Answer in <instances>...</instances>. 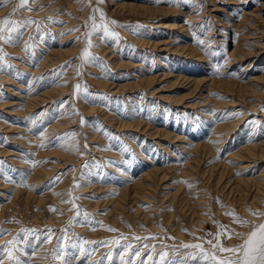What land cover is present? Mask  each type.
<instances>
[{"label": "rangeland", "instance_id": "obj_1", "mask_svg": "<svg viewBox=\"0 0 264 264\" xmlns=\"http://www.w3.org/2000/svg\"><path fill=\"white\" fill-rule=\"evenodd\" d=\"M68 1L0 0V264H264V192L235 182L264 160L243 170L229 158L264 140V93L241 87L264 74V54L238 60L262 35L264 0ZM123 1L134 5L112 4ZM158 5L175 11L143 17ZM247 17L244 36L235 26ZM165 40L188 50L155 49ZM60 46L69 52L50 56ZM173 57L185 72L166 78ZM199 122L198 142L212 146L218 126L229 135L185 176L175 167ZM154 167L168 175L136 196Z\"/></svg>", "mask_w": 264, "mask_h": 264}, {"label": "bare ground", "instance_id": "obj_2", "mask_svg": "<svg viewBox=\"0 0 264 264\" xmlns=\"http://www.w3.org/2000/svg\"><path fill=\"white\" fill-rule=\"evenodd\" d=\"M58 1V0H57ZM66 1H68V0H66ZM70 1V0H69ZM68 1V2H69ZM74 1V0H73ZM87 2H88V0H86ZM90 1V0H89ZM111 1H113V0H111ZM255 1V0H254ZM60 2V1H59ZM62 2H65V1H62ZM61 2V3H62ZM76 2H78V0H76ZM75 1H74V3H76ZM84 2V1H83ZM57 3V2H56ZM74 3H72V2H69V4L70 5H72V4H74ZM59 4V3H58ZM78 4V3H77ZM87 4V3H86ZM112 4H114V6L116 5V9L118 10V9H125L126 10V8H128V7H130V6H132V5H134L133 4V2L132 3H128L127 1H123V2H112ZM138 4V3H137ZM48 5V4H47ZM139 5V4H138ZM145 5V4H144ZM262 5V4H261ZM60 6V5H59ZM58 6V7H59ZM76 6V5H75ZM74 6V7H75ZM65 7V6H64ZM70 7V6H69ZM73 6H72V8H74ZM153 7H155V9L153 10V9H143V11H144V14H143V17L145 18V19H155V17H156V15L159 13V14H170L171 15V13L172 12H174L175 10H173V9H171V7L169 6V7H167V5H162V6H153ZM174 7V6H173ZM61 8V7H60ZM62 8H63V5H62ZM67 8V7H66ZM71 8V7H70ZM144 8H146V7H144ZM68 9V8H67ZM75 9V8H74ZM131 9H132V7H131ZM138 9H139V7H138ZM65 10V9H64ZM71 10V9H70ZM124 10V11H125ZM140 10V9H139ZM69 11V10H68ZM71 11H73V9L71 10ZM122 11V10H121ZM120 11V12H121ZM129 11H130V8H129ZM132 11H134V13H135V9L134 10H132ZM138 11V10H137ZM181 11V10H180ZM64 12V11H63ZM70 12V11H69ZM57 13H59V12H57ZM65 13V12H64ZM75 13V12H74ZM84 13V12H83ZM128 13V12H127ZM132 13V12H131ZM130 13V14H131ZM136 13H138V12H136ZM136 13H135V15H136ZM143 12L141 11V14H142ZM178 13V12H177ZM181 13V12H180ZM68 14H70V13H68ZM67 14V12H66V14H65V16L66 15H68ZM129 14V13H128ZM140 14V13H139ZM159 14H158V16H159ZM244 14V13H243ZM248 14H250V13H248ZM71 15V14H70ZM73 15V14H72ZM173 15V14H172ZM174 15H176V14H174ZM181 15V14H180ZM64 16V15H63ZM133 16V15H132ZM165 16V15H164ZM169 16V15H168ZM248 16V15H247ZM250 16H253V15H250ZM249 16V17H250ZM69 17V16H68ZM142 17V16H141ZM67 18V17H66ZM66 18H65V20H66ZM185 18V17H184ZM71 19V18H70ZM73 19V18H72ZM76 19L77 18H75V21H76ZM248 17L247 18H244V19H241L240 20V23L239 24H237L236 26H235V30L237 31H239L240 33H244L243 35L245 36L246 34H247V32H245V28H246V25H245V23L248 21ZM68 21H69V18L67 19ZM74 20V19H73ZM159 20V19H158ZM71 21L72 20H70L69 22H65V24H67V25H64L65 27H60L59 29H56V30H58V33L59 32H63L64 34H66V32H64V31H66L67 30V28H69V26H70V23H71ZM74 23V22H73ZM167 23H165V25H166ZM174 25V24H173ZM179 25V24H178ZM164 26V25H163ZM168 26V25H167ZM167 26H165V28L167 27ZM171 26V25H170ZM173 29L174 27L172 26V27H170V29ZM176 28H177V26H176ZM183 28H185V25L184 26H182V29ZM66 29V30H65ZM261 31V30H260ZM256 32H258V31H256ZM68 34V33H67ZM256 34H258V33H256ZM261 37H260V39H257V41L256 42H251V43H254V45H255V47H253V50H248V49H244V50H242L244 53H242V55L240 54V56H239V58H238V60H240V62H242L245 58H252V56L253 57H255V58H257L256 59V61L258 60V58H260L263 54H264V44L262 43V42H260V40L261 41H263V39H264V30H263V32H261ZM171 36V35H170ZM174 36V35H173ZM241 37V36H240ZM72 38V36H68L67 38H66V40H69V39H71ZM258 38V37H257ZM65 41V40H64ZM77 41V40H76ZM250 44V41L248 42V41H245L244 42V45L246 46V44ZM79 44V43H78ZM168 44H169V42L168 41H163L162 43H160L159 41L157 42V43H154V47H155V49L157 48V49H159V48H161V46L162 45H166L165 46V49L164 48H161V50H164V51H172V50H174V51H172V53L173 52H175V53H180V54H185V48L187 49V47H185V45L183 46V47H179L178 45H174V47H173V49L172 50H170L169 48V46H168ZM62 45V44H61ZM239 46V45H238ZM169 47V48H168ZM51 49V48H50ZM192 49V48H191ZM242 49V48H241ZM252 49V48H251ZM188 50V49H187ZM246 50H248L247 52H245ZM109 51V50H108ZM111 51V50H110ZM241 51V52H242ZM67 52H69V49H66V48H64L63 46H60V48H58V49H51V51H50V56H52V57H55L56 59H57V57L58 56H63L65 53H67ZM112 52V51H111ZM238 52V51H237ZM236 52V53H237ZM232 56V55H231ZM236 56V55H235ZM169 57V56H168ZM185 57V56H184ZM60 58V57H59ZM201 58H203V57H201ZM199 59V60H201L202 61V59ZM181 59V58H180ZM180 59H176V57H173L172 59H168V60H171L170 61V63H171V65H170V67L168 66V65H166V64H164V63H160V66L161 67H165V68H169L168 69V73H167V77L165 76L166 75V73H165V77L166 78H169V77H172V76H174V74H172L174 71H175V69L176 68H179V72H181V70H183V73L185 72V63L182 61V60H180ZM53 60V59H52ZM48 61V60H47ZM174 61V63H172ZM246 61V60H245ZM254 61V60H253ZM255 61V62H256ZM54 62V61H53ZM169 62V61H168ZM120 64V63H119ZM232 64V63H231ZM41 66V65H40ZM251 66V64L249 65V66H246V69L244 68V71H247L248 70V68ZM35 67V66H34ZM200 68H202L201 66H199ZM36 68V67H35ZM37 69V68H36ZM31 70V67H26L24 70L26 71V72H29V71H33L34 73L35 72H37V70ZM190 69V68H189ZM42 70H43V68H42ZM41 70V71H42ZM191 71V70H190ZM193 71H195V70H193ZM31 73V72H30ZM37 73H39V72H37ZM182 73V72H181ZM157 75V74H156ZM155 75V76H156ZM178 75H180V74H178ZM154 76V75H153ZM159 76V75H158ZM157 76V77H158ZM148 77V76H147ZM164 77V78H165ZM181 77H183V76H181ZM150 78V77H149ZM156 78V77H155ZM155 78H153L154 80H155ZM163 78V77H162ZM184 78V77H183ZM200 78V77H199ZM199 78H197V80H195L194 81V83H195V87H197V86H199V85H202V86H204L205 85V80H204V78H202V79H199ZM245 78V77H244ZM252 78V80H250V81H246V83L244 84V83H242L241 84V87L242 88H244V89H246V92L245 93H252V95H257V94H259V95H261V94H263L264 93V74H262L261 76H258V77H251ZM145 79H146V77H145ZM142 80V79H141ZM159 80V79H158ZM242 80V79H241ZM146 81V80H145ZM151 81V80H150ZM219 81V80H218ZM30 82V81H29ZM149 82V81H148ZM208 82V81H207ZM213 82V81H212ZM152 83H153V81H152ZM213 83H216V82H213ZM224 83V82H223ZM263 83V84H262ZM30 84V83H29ZM105 84H107V83H105ZM104 84V85H105ZM130 84V83H129ZM211 84V83H210ZM219 84V83H218ZM231 84V83H230ZM149 85H150V83H149ZM148 85V86H149ZM256 85H261L263 88H258V87H255ZM106 87H107V85H105ZM209 86H211V85H209ZM218 86V85H217ZM220 86V85H219ZM233 86V85H232ZM21 87V86H20ZM23 87V86H22ZM211 87H213V85L211 86ZM229 87H230V85H229ZM24 88V87H23ZM62 88V87H61ZM105 88V87H104ZM137 88V87H136ZM150 88V87H149ZM194 88V87H193ZM58 88H53V86L51 87V89L49 88V90H46L45 92H43L40 96H38V97H35V98H28L29 99V101H28V103L30 102V101H33V100H35V101H37L36 99H41V100H45V98L47 97V96H49V95H52V93H54V92H56V90H57ZM209 89V88H208ZM8 90V89H7ZM207 90V89H206ZM237 90V89H236ZM210 91V90H209ZM230 91H232V89L230 90ZM241 91V90H240ZM239 93H242V92H239ZM56 94V93H55ZM23 95V94H22ZM154 95V94H153ZM239 95V94H238ZM251 95V96H252ZM258 95V96H259ZM25 96V95H24ZM46 96V97H45ZM240 96V95H239ZM238 96V97H239ZM243 96H244V94H243ZM261 96H263V95H261ZM23 97V96H22ZM28 97V96H27ZM26 97V98H27ZM30 97V96H29ZM32 97V96H31ZM34 97V96H33ZM246 97H248L247 95H246ZM245 97V98H246ZM25 98V99H26ZM241 98V97H240ZM244 98V99H245ZM209 99H210V96H208V97H206V99L204 100L205 102H207V101H209ZM238 101V100H237ZM242 101V100H241ZM19 102V101H18ZM39 103H40V101H39ZM218 103V102H217ZM11 104V103H10ZM197 104V103H196ZM34 105V104H33ZM218 105V104H217ZM216 105V106H217ZM231 106H232V104H230ZM234 105V104H233ZM179 106V105H178ZM215 106V107H216ZM252 106V105H251ZM229 107V106H228ZM218 108V107H217ZM29 109V108H28ZM178 110V109H177ZM10 112V111H9ZM19 113V112H18ZM230 113V112H229ZM11 114V113H10ZM27 114V113H26ZM179 114V113H178ZM200 114V113H199ZM17 115V114H16ZM20 115V114H19ZM176 120H178V119H176ZM189 120V119H188ZM200 123V122H199ZM191 124V123H190ZM194 124V123H193ZM237 124V123H236ZM240 124V123H239ZM238 124V125H239ZM130 125V124H129ZM233 125V124H232ZM124 126V125H123ZM139 126H141V125H139ZM192 126V125H191ZM190 126V127H191ZM229 126V124L228 125H225L224 127H221V126H218V128L216 129V130H214V131H211V141L213 142L212 144L213 145H215L214 143H216V144H220V143H222L221 142V140H223V139H226L227 137H228V135H229V133H226L225 132V134H222V133H219L218 131H220L221 132V130H223L224 129V131H225V128H227ZM206 127V126H205ZM9 128H11V126L9 127ZM230 129V131H234L235 129L234 128H232L231 126L229 127ZM193 129V128H192ZM195 129V128H194ZM10 130V129H9ZM147 130V129H146ZM191 130V129H190ZM204 130H205V128H204V125L202 124V123H200V125L198 126V128H197V130H195V131H193V132H191V131H189L188 130V132H189V134H192V135H190V138H186V149L185 150H187L186 152H188V153H190V155H188V156H191V158H190V160H188V162L186 163V165H184V166H176L175 167V169L176 168H179V171H181V173L182 174H185V176H187V175H191V173L192 174H194L193 172H195V171H197L196 169H197V167H198V164L197 163H199V160L201 159L200 158V154L201 153H204V152H206L208 149L210 150L211 148H212V146L210 145L211 143H209V142H198V137L200 136V134H202L203 132H204ZM216 131V132H215ZM191 132V133H190ZM210 133V132H209ZM169 134V133H168ZM204 134V133H203ZM167 135V134H166ZM192 136V137H191ZM197 137V139H195ZM175 138H178L179 140H180V138H182L181 136L179 137L178 135H176L175 136ZM174 138V139H175ZM215 138H217V139H215ZM218 140H220V141H218ZM175 141V140H174ZM216 146V145H215ZM215 148V147H214ZM217 148V147H216ZM213 151V150H212ZM202 156V155H201ZM229 158H230V160L232 161V160H234V162H236V161H239V162H241V161H244L245 163H244V166L242 165V167H241V169H245V170H247L248 168H251V167H253V165H254V163H256L258 160H264V140H262L261 142H257V140L256 139H250L249 141H246L245 143H242L241 145H240V148L238 149V151H236L235 153H233L231 156H229ZM229 158H227V159H229ZM228 162V161H227ZM233 162V163H234ZM178 164V163H177ZM236 164H237V162H236ZM181 165V164H180ZM196 165H197V167H196ZM203 165V164H202ZM229 165V164H228ZM23 166V165H22ZM200 166V165H199ZM239 166V165H238ZM173 167V166H172ZM171 167V168H172ZM214 167H216V165H214ZM223 167V166H222ZM213 168V167H212ZM223 169V168H222ZM234 169H238V170H240V168L238 167H236V168H234ZM168 170V169H167ZM210 170H213V169H210ZM249 170V169H248ZM39 172V171H38ZM161 172H163V170L161 169V168H157V167H154V168H152V169H150L149 171H146L145 173H143L142 174V176H141V178L139 179V180H137L138 182H136L135 183V190H136V196H139L141 193H143L144 191L146 192V191H152V189L153 188H151V186H150V184H151V182L153 183L154 181L156 182L157 181V179L160 181V179L162 180V179H164L165 177H166V175H168V174H166V173H162L163 174V176L161 177ZM201 172V171H200ZM211 172V171H210ZM217 172H218V169H217ZM221 172V171H220ZM220 172H219V174H220ZM244 172V171H243ZM196 173V172H195ZM198 173V172H197ZM204 173V172H203ZM222 173V172H221ZM34 174H36V173H34ZM199 174V173H198ZM206 174V173H205ZM204 174V175H205ZM181 175V174H180ZM195 175V174H194ZM222 175V174H221ZM220 175V176H221ZM214 176V175H213ZM219 176V177H220ZM196 177V176H195ZM218 177V178H219ZM254 178V177H253ZM167 179V178H166ZM236 180H238V181H236ZM236 180H235V182H237V187L241 190V192L243 193V192H245L247 189L248 190H250V189H254V191L256 192V196L257 195H260V193H263L264 192V167H263V169L260 171V174H258L254 179H244V178H236ZM233 182H234V180H232ZM234 184V186H235V183H233ZM251 184V185H250ZM134 185V184H133ZM229 186V185H228ZM227 186V187H228ZM231 186H232V184H231ZM133 187V188H134ZM153 187H155V186H153ZM230 187V186H229ZM233 187V186H232ZM236 187V186H235ZM251 187V188H250ZM131 188V187H130ZM188 188H191V187H188ZM250 188V189H249ZM232 189V188H231ZM235 189V188H234ZM233 189V190H234ZM130 190V189H129ZM238 189H236V191H237ZM189 191V190H188ZM239 191V190H238ZM18 192V191H17ZM231 192V191H230ZM232 192H234V191H232ZM247 192V191H246ZM240 193V192H239ZM248 193V192H247ZM253 193V192H252ZM129 194V193H128ZM241 194V193H240ZM244 194H246V193H244ZM235 196V195H234ZM29 197V196H28ZM141 197L143 198V196L141 195ZM184 197V196H183ZM187 197H188V195H187ZM186 197V198H187ZM14 198H17V195H15V197ZM129 198V197H128ZM138 198V197H137ZM124 199H126V194L125 195H123V194H121L120 195V198L117 200V203H116V205H117V209H118V207L119 206H121V205H123V201L122 200H124ZM253 199V198H252ZM140 200V199H139ZM142 200V199H141ZM173 200V199H172ZM143 201H145V200H143ZM186 201V200H185ZM198 203V202H197ZM116 209V210H117ZM198 212V211H197ZM199 213V212H198ZM262 257V256H261ZM260 257V258H261ZM262 259V258H261ZM256 261V260H255ZM259 261V260H258ZM255 262V264H257V263H260V262ZM252 263V262H251ZM254 263V262H253Z\"/></svg>", "mask_w": 264, "mask_h": 264}]
</instances>
